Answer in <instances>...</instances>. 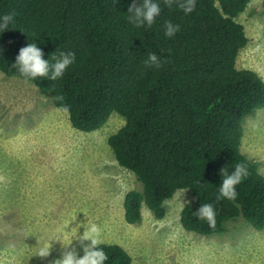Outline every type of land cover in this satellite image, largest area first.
I'll list each match as a JSON object with an SVG mask.
<instances>
[{
    "label": "trees",
    "instance_id": "16d2710c",
    "mask_svg": "<svg viewBox=\"0 0 264 264\" xmlns=\"http://www.w3.org/2000/svg\"><path fill=\"white\" fill-rule=\"evenodd\" d=\"M252 0H196L185 14L160 4L151 27L128 22L134 0H0V17L14 13L9 29L0 31V73L24 79L13 68L19 50L35 43L45 60L73 52L75 62L55 81H29L48 94L57 110L64 97L70 126L94 132L115 113L124 125L108 137L117 164L131 172L141 192L124 197V220L137 224L141 205L157 219L164 202L178 190L193 199L180 212L183 230L199 236L225 232L227 222L242 218L264 229V178L257 163L240 152L245 119L264 109V81L258 74L236 69L238 53L248 42L236 21ZM141 3L142 0H136ZM264 5V0H262ZM180 30L171 38L164 25ZM149 53L165 61L160 69L145 68ZM50 62L51 59H50ZM237 163L249 175L236 187L235 201L217 200L223 177ZM212 204L215 227L194 214ZM106 264H131L118 245L102 244Z\"/></svg>",
    "mask_w": 264,
    "mask_h": 264
},
{
    "label": "rangeland",
    "instance_id": "374dc122",
    "mask_svg": "<svg viewBox=\"0 0 264 264\" xmlns=\"http://www.w3.org/2000/svg\"><path fill=\"white\" fill-rule=\"evenodd\" d=\"M236 21L248 42L235 68L264 81L262 0H252ZM123 125L113 113L94 132L74 130L48 94L0 73V264H51L70 245L82 256L76 237L84 228H73L87 222L100 226L103 244L122 247L131 264H264V229L254 230L242 218L227 222L219 235L183 230L180 212L193 199L188 190L164 202L163 218L141 205L140 222L126 223L124 197L140 193L142 185L117 164L107 144ZM240 152L264 178V109L245 119ZM45 244L52 252L42 260L37 252Z\"/></svg>",
    "mask_w": 264,
    "mask_h": 264
},
{
    "label": "clouds",
    "instance_id": "9594fccd",
    "mask_svg": "<svg viewBox=\"0 0 264 264\" xmlns=\"http://www.w3.org/2000/svg\"><path fill=\"white\" fill-rule=\"evenodd\" d=\"M164 6L172 8L173 5L182 10L185 14H190L196 7V0H163ZM161 13L160 4L154 0H142L137 3L136 0L128 7V22L136 28H141L147 25L151 27L155 22V18ZM14 13H10L0 17V31L9 29V24L13 22ZM165 36L173 37L179 30V25H174L171 22H166L164 25ZM43 52L37 47L35 43H29L26 47L19 50L13 68L18 69L19 75L24 79L25 83L35 80L39 77H47L55 81L61 78L66 69H68L75 62V54L73 52H59L53 53L50 59L43 58ZM165 61H162L155 53H149L147 59L144 61L145 68L160 69ZM60 103L61 107L58 111L69 112V106L64 104V97L57 95L52 98ZM220 175L223 177L222 183L219 187V195L217 200L227 199L235 201L238 193L236 191L239 185L249 175L245 164L237 163L234 171L229 174L227 167L221 169ZM4 177L0 176V181ZM199 220L206 221L209 227H215L216 212L212 204H201L199 209L194 213ZM249 225V224H248ZM250 226V225H249ZM79 227H83V234L76 237L79 242V247L83 251V255L77 251L76 247L63 246L58 258L51 261V264H106L108 256L100 245L103 244L102 229L95 223H88L83 226L73 228L78 232ZM252 228V227H251ZM255 230V229H254ZM90 242V243H85ZM52 252L51 244H45L39 248L37 257L46 260Z\"/></svg>",
    "mask_w": 264,
    "mask_h": 264
}]
</instances>
